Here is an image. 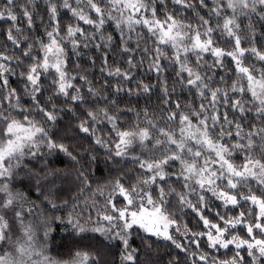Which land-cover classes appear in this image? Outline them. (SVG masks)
<instances>
[{
    "label": "snow or ice",
    "instance_id": "6c2138e0",
    "mask_svg": "<svg viewBox=\"0 0 264 264\" xmlns=\"http://www.w3.org/2000/svg\"><path fill=\"white\" fill-rule=\"evenodd\" d=\"M0 264H264V0H0Z\"/></svg>",
    "mask_w": 264,
    "mask_h": 264
},
{
    "label": "trees",
    "instance_id": "16d2710c",
    "mask_svg": "<svg viewBox=\"0 0 264 264\" xmlns=\"http://www.w3.org/2000/svg\"><path fill=\"white\" fill-rule=\"evenodd\" d=\"M99 167H100V169H101V173H98V175L102 174V172H103L104 165H103L102 162H101V164L99 165Z\"/></svg>",
    "mask_w": 264,
    "mask_h": 264
}]
</instances>
